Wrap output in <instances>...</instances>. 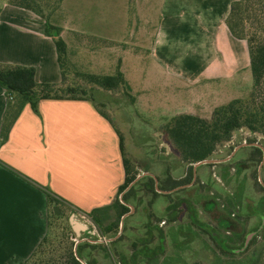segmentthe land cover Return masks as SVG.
Listing matches in <instances>:
<instances>
[{
	"label": "crops",
	"instance_id": "0c3cea01",
	"mask_svg": "<svg viewBox=\"0 0 264 264\" xmlns=\"http://www.w3.org/2000/svg\"><path fill=\"white\" fill-rule=\"evenodd\" d=\"M233 1L224 0V11L221 14L223 31L228 40L236 44L241 43L243 50L237 60L232 53L226 59L230 75L212 73L211 79L208 80L210 82L224 80L231 75L234 78L245 66L247 56L244 49L248 48L247 44L245 40L235 38L226 25ZM3 11L4 9L0 10V63L32 67L35 69L38 83L59 84L62 74L56 46L53 38L46 36L42 19L32 11L12 5L6 8L7 13L3 14ZM77 25V29L72 31L85 35L91 33L97 41L113 42L118 39L102 33L101 29L91 30L83 23ZM64 28L69 29L68 25ZM165 29L164 26L157 27L146 54H126L119 69L130 88L141 86L142 91L151 94L148 96L144 94L142 101L152 98V101L160 104L175 103L178 101L175 92L181 87L190 88L198 85L191 76L182 77L181 69L175 63L176 52L172 45L175 39L169 40ZM68 31L70 30H63L62 27L61 37L68 46L70 60L72 43L69 34L67 36L65 34L69 33ZM141 45L145 46L144 43ZM80 49L84 55L85 51ZM100 50L96 47L92 51V61L98 68L96 70H103L104 65L106 67L103 60L110 56ZM112 63L111 61L109 69H112ZM116 67L113 66V69L116 70ZM96 74L112 75L100 72ZM8 102L6 91L0 86V135ZM38 110L36 113L30 105H26L13 124L7 140L0 145V264H24L32 256L50 232L51 215L55 207H58L61 213L66 212L73 236L78 239L82 260L86 263L111 264L110 245L117 251L121 249L119 244L125 238L136 248L137 253L139 249L151 250V253L144 254V257L138 254L142 264H151L156 260L164 262L167 254L175 255V252L170 250V242H177L178 245L187 242L184 251L187 254L195 242L201 245V239L197 238L204 237L207 232L191 221L180 222L183 206L178 209L179 217H174V221L167 225H161L162 222H166L165 214L171 202H180L182 199L190 201L183 195L182 189L185 188L187 193L191 190L195 192L196 203H192V206L195 207L200 199L205 198L207 202L202 205L203 209L222 211L216 219L218 229L213 231L209 225V231L212 230L220 240L225 241L227 238H224L222 233L227 231V234H230V231L235 229L236 233L232 235L230 241L227 239L225 242L234 247L242 245L240 243L245 226L241 224V229L237 230L238 226L228 219L235 215V212L230 214L231 209L235 211L239 209L240 188L232 186L234 193L227 194L217 182L229 185L231 181H236L243 172L240 163L245 161L244 156H239L240 152L254 146L238 149L228 161L204 164L197 168L193 164V180L189 184L175 187L173 181L184 179L189 165L182 164L172 147L166 153L160 151L159 146L167 140L150 147L151 141L148 139L149 135H146L143 138L145 140L139 143L142 160L138 167V161L136 162L128 152L129 147L123 128L121 129L95 102L46 99L39 103ZM157 110H161L160 117L164 120L181 114L197 115L181 113L177 106L159 105ZM143 124L148 127V134L151 132L154 134L150 122L145 120ZM163 125L158 133H163ZM120 135L124 138L125 153L132 162H135L137 177L140 176L135 185L142 182L126 201L124 200L126 189L119 194V189L126 178ZM167 142L171 145L169 141ZM226 158L215 156L212 160ZM214 177H217V182ZM148 178L154 179L157 196L145 190L144 184ZM197 179L203 185L202 190H198L194 184ZM156 182L160 191L157 190ZM48 193L59 202V206L50 205ZM117 197L129 208V212L121 218L118 234L116 236L104 234L108 239L107 245L90 238L87 232L78 237L71 226L72 216L76 212L90 215L95 209L112 205ZM224 197L228 198L226 202L223 201ZM110 214L112 216L110 221H114L115 210H111ZM260 220L259 226L254 228L251 234L252 236L256 234L255 239L262 236L264 243V218ZM122 221L124 229L121 233ZM255 239L252 238L250 246L256 242ZM203 243L205 248L202 249L200 259H191V264H212V255L217 264L236 261L229 260V254H224L226 258H222L210 242ZM139 244L142 246L138 249ZM154 251H157L158 255L154 254ZM258 256L255 254L252 258Z\"/></svg>",
	"mask_w": 264,
	"mask_h": 264
},
{
	"label": "rangeland",
	"instance_id": "374dc122",
	"mask_svg": "<svg viewBox=\"0 0 264 264\" xmlns=\"http://www.w3.org/2000/svg\"><path fill=\"white\" fill-rule=\"evenodd\" d=\"M44 3L50 4V9L46 11L51 18L54 26L63 30H70L69 34L72 46H70V60L73 64V69L70 65L66 64V68L71 72L73 81L80 84L83 88L90 90V86L86 81L78 77L76 73H106L116 74L125 60L126 54H146L147 47H151V42L154 39L157 27L164 26L168 39L172 41L175 49V63L181 69V75L191 76L195 81L196 86L186 88L181 87L179 91L175 92L178 101L175 103L163 104L152 101H142V97L151 95L148 91H142L143 87L138 86L129 90L118 88L116 91H105L103 89H95L90 96H92L97 103L98 107L114 119L117 125L124 131L128 143V152L131 157L138 161V167L141 165L142 150L139 143L146 135L154 147L156 144H161L164 140L168 141V137L164 133H158L161 126L169 120H164L160 116L161 110H157L159 105H167L168 107H176L181 113H196L204 118H210L213 110L217 105L229 102L236 98L247 100L253 89L252 72L250 66V57L248 48L244 49L246 53L245 66L237 75L229 76L227 79L220 81H208L213 75L222 74L224 76L230 75V67H226V59L232 53L233 57H237L242 53V44H236L228 40L225 32L223 31L221 14L224 11V0H40ZM6 8H10V4L5 0H0V10L4 9L3 14L7 13ZM79 23H83L85 27L91 30L93 28L101 29L102 33L108 36H114L117 41H97L96 38L88 35L77 34L73 29H77ZM68 25L69 29H65ZM241 40V39H240ZM142 41V42H141ZM246 42V40H245ZM144 43L145 46L141 45ZM247 44V42H246ZM143 46V47H140ZM247 46V45H246ZM101 49L107 56L110 54L104 65L103 70H96L97 65L92 61L93 48ZM248 47V46H247ZM82 48L85 51L83 55ZM69 60V58H68ZM69 62L72 64V62ZM113 62L111 67H116V70L109 69L110 62ZM68 62V64H70ZM224 69V70H223ZM99 71V72H98ZM102 71V72H101ZM239 77V78H238ZM138 80V78H136ZM239 80V81H238ZM139 83V80H138ZM208 83V85H207ZM220 84V85H219ZM133 89V90H132ZM145 89V88H144ZM126 90V91H125ZM155 93V92H154ZM156 94V93H155ZM155 98V97H154ZM139 101V102H138ZM147 120L153 128L154 134H148V127L143 124ZM143 125V126H142ZM252 140L255 143H260L264 146V137L260 134H252L246 129H242L234 134L232 141L226 143L218 148L215 156L218 158H226L231 156L237 146L242 144H250L248 141ZM164 142L159 146L160 151L163 153L172 149L168 142ZM156 147V146H155ZM241 148H247L242 146ZM240 149V148H239ZM243 152V153H242ZM239 156H244L243 162L240 163L242 175L236 181H231L229 185L217 182V177H214L217 185L222 186L227 194H233L232 186H238L241 192L239 198V209L230 210V214L235 212L233 217H227L233 224L237 225V230L241 229L243 224L244 230L242 231L243 244L253 231L254 228L259 226L261 218H264V190L260 188L257 181L264 184V162L255 160L252 148L242 149ZM253 159V160H252ZM135 163V162H133ZM136 167V166H135ZM211 167V166H210ZM137 171V170H136ZM188 178V184L193 180V176ZM185 177V178H186ZM186 183V184H187ZM197 185L198 190H202L200 181L197 179L194 183ZM183 195L188 197L189 203H196L194 190L187 193V188L182 189ZM214 191V190H213ZM221 197V196H220ZM223 197V196H222ZM224 202L228 200L227 197L223 198ZM207 200L200 199L199 203L194 207L197 219L211 225V229L216 231V219L222 213L220 209L209 211L202 208V205ZM226 204V203H225ZM227 208V207H226ZM182 215L180 222L191 221L189 212L184 205L182 208ZM229 210V209H228ZM53 213H56L53 210ZM259 213V214H258ZM224 214V213H223ZM166 215V225L171 223L170 215ZM59 221L54 222L53 235L57 234V240H60L63 231L68 229V218L66 212L62 211ZM174 217V215H173ZM179 217V214H178ZM66 226V229L65 227ZM209 231L213 233V231ZM240 231V230H239ZM207 231L201 239V245L196 242L190 247V252L184 253L187 242H182L179 246L177 242H170V250L175 252V255L167 254L166 261L156 260L151 264H191V259H200L202 249L205 248L203 242H210L213 249L219 253L222 258H226L224 253L218 248L210 233ZM236 233L233 229L230 234L227 231L222 235L230 241L232 235ZM261 233V232H260ZM254 236V235H253ZM252 236V238H253ZM251 238V240H252ZM54 246H56L55 238L52 237ZM227 239L225 241H227ZM262 236H258L253 245L249 246L246 252L242 254L230 255L229 260H236L228 264H264V243H262ZM250 240V241H251ZM141 243V241L139 242ZM175 243V244H173ZM203 243V244H202ZM52 246V247H54ZM121 249L117 251L110 245V259L111 264H142L140 262V255L151 253L148 248H141V244L137 247L139 253L132 244L125 238L119 244ZM155 252V251H154ZM193 252V253H192ZM48 255L49 253L46 252ZM154 254L158 255L156 251ZM258 254V258H252L253 255ZM134 257H133V256ZM233 256V257H231ZM212 264H217L215 257ZM244 258V261L242 259ZM249 258V259H248ZM247 259V260H245ZM226 260V259H225ZM220 264H226L225 262Z\"/></svg>",
	"mask_w": 264,
	"mask_h": 264
},
{
	"label": "trees",
	"instance_id": "16d2710c",
	"mask_svg": "<svg viewBox=\"0 0 264 264\" xmlns=\"http://www.w3.org/2000/svg\"><path fill=\"white\" fill-rule=\"evenodd\" d=\"M5 1L12 6L32 11L42 19L46 36L52 37L56 46L62 80L59 84L38 83L34 68L0 63V86L5 89L9 100L4 115L0 145L7 140L13 124L26 105H30L33 111L38 113V106L42 100L66 99L95 102L94 98L90 96V93L92 94L95 89L100 88L105 91H116L120 87L127 90L131 89L120 70L114 75L75 72L78 77L91 85L90 90L75 83L71 77V72L66 68V64L70 65V68L73 67V64L68 60V46L61 37L62 30L54 26L50 16L46 14V11L50 9V4L40 0ZM226 25L235 38L247 42L253 89L247 100L236 98L220 105L213 110L210 118L181 114L170 119L163 126V133L168 137L175 154L179 156L182 164L189 165V177L193 176V164L214 158L218 148L231 142L234 134L238 131L246 129L252 134H260L264 137V0H234L226 19ZM248 142L255 143L252 140ZM251 148L255 160L261 161L263 151L255 146ZM120 149L126 178L119 189V194L138 175L135 164L125 153L124 138L121 135ZM187 182V177L180 181H173L175 187L184 185ZM257 183L264 190V186L259 181ZM141 184L142 182H138L133 186L125 195L124 200L126 201L127 197L135 193L137 186ZM144 188L146 191L153 193L154 196L158 195L153 178H148ZM48 200L51 206H59V202L49 193ZM184 205L189 212L191 222L209 232L208 226L197 219L193 206L187 200L182 199L180 202H171L166 211V214L170 215V220L174 221V217H178V209ZM111 210H115L114 221H110L112 217ZM127 212H129V208L117 197L112 205L95 209L89 216L103 234L116 236L120 228L121 218ZM60 218L52 212L49 234L24 264H82L75 255L76 242L72 239L74 234L70 225H68L66 231H63L59 241L55 236L57 234L53 235L54 222L59 221ZM64 227L66 229V226ZM209 233L211 239L224 254H242L248 249V246L245 247L244 243L238 247L230 246L225 241L220 240L218 235ZM52 237L55 238L56 246L53 245ZM46 252L49 254L47 255ZM77 254L82 259L79 245L77 246ZM87 264L95 263L88 262Z\"/></svg>",
	"mask_w": 264,
	"mask_h": 264
},
{
	"label": "water",
	"instance_id": "95a60500",
	"mask_svg": "<svg viewBox=\"0 0 264 264\" xmlns=\"http://www.w3.org/2000/svg\"><path fill=\"white\" fill-rule=\"evenodd\" d=\"M242 146H255V147H258V148H260L262 151H263V162H264V146L262 145V144H260V143H250V144H243ZM242 146H240V147H238V148H236L235 150H234V152L231 154V156H229L228 158H226V159H223V160H212V159H208V160H204V161H201V162H198V163H195L194 164V166H195V168H197L198 166H200V165H204V164H210V163H216V162H223V161H228V160H230L231 159V157L235 154V152L239 149V148H241ZM146 175H151V174H146ZM152 176V175H151ZM140 179V176L139 177H137L127 188H126V193L135 185V183L138 181ZM156 186H157V190L158 191H160V189L158 188V183L156 182ZM54 212L56 213V215H60V210H59V208L58 207H55L54 208ZM123 219H124V217H123ZM71 226H72V229L74 230V232L77 234V236L79 237V236H81V234L83 233V232H87V233H89V231H88V228H87V226L86 225H84L83 223H81L77 218H76V215L74 214L73 216H72V219H71ZM123 229H124V221H122V223H121V233H122V231H123ZM75 238V240H76V244H75V255L77 256V258L82 262V264H87L86 262H84L82 259H80L79 257H78V254H77V246H78V239L76 238V237H74ZM93 239V238H92ZM98 242H100L99 240H98ZM102 243V242H101Z\"/></svg>",
	"mask_w": 264,
	"mask_h": 264
},
{
	"label": "built area",
	"instance_id": "2783aa9c",
	"mask_svg": "<svg viewBox=\"0 0 264 264\" xmlns=\"http://www.w3.org/2000/svg\"><path fill=\"white\" fill-rule=\"evenodd\" d=\"M76 218L83 223L84 225L87 226L90 238H96L103 244L107 245L108 244V239L107 237L101 232L99 227L94 223L92 218L88 214H84L81 212H76L75 213ZM75 242V238H72Z\"/></svg>",
	"mask_w": 264,
	"mask_h": 264
},
{
	"label": "flooded vegetation",
	"instance_id": "af4514ba",
	"mask_svg": "<svg viewBox=\"0 0 264 264\" xmlns=\"http://www.w3.org/2000/svg\"><path fill=\"white\" fill-rule=\"evenodd\" d=\"M264 186V185H263ZM259 214V213H258ZM166 222H162L161 223V225L163 226L164 224H165ZM204 225H206V226H208L207 224H204ZM203 229V228H202ZM204 231H206L205 229H203ZM255 235L256 234H254V236H253V238L255 237ZM90 236V235H89ZM251 238H252V234H250L249 236H248V238L246 239V241L244 242V244H245V247H247L248 246V249H249V246H250V243H251ZM94 239V238H93ZM96 239V238H95ZM96 240H98V239H96ZM248 244V245H247Z\"/></svg>",
	"mask_w": 264,
	"mask_h": 264
}]
</instances>
